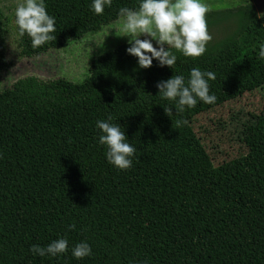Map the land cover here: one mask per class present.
<instances>
[{"label":"trees","instance_id":"16d2710c","mask_svg":"<svg viewBox=\"0 0 264 264\" xmlns=\"http://www.w3.org/2000/svg\"><path fill=\"white\" fill-rule=\"evenodd\" d=\"M162 2L33 0L14 14L21 53ZM241 3L189 20L173 45L122 42L82 82L27 75L0 89V264H264V211L236 259L166 132L264 85V13ZM232 16L234 30L193 46Z\"/></svg>","mask_w":264,"mask_h":264},{"label":"rangeland","instance_id":"374dc122","mask_svg":"<svg viewBox=\"0 0 264 264\" xmlns=\"http://www.w3.org/2000/svg\"><path fill=\"white\" fill-rule=\"evenodd\" d=\"M33 0H0V41L9 66L0 73V89L17 78L64 77L82 82L91 60L127 41L155 47L173 45L186 36L189 20L204 11L232 9L243 0H163L154 12L119 18L94 34L66 46L25 56L14 14ZM259 15L264 0H248ZM236 16L198 32L193 46L211 44L236 28ZM177 144L194 182L232 240L233 253L247 246L248 234L261 230L264 211V85L235 100L196 115L191 122L166 129ZM239 257V256H238Z\"/></svg>","mask_w":264,"mask_h":264}]
</instances>
